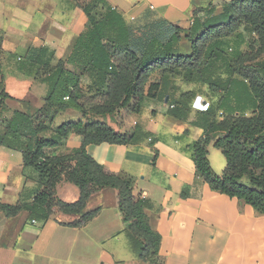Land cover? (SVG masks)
Listing matches in <instances>:
<instances>
[{
    "label": "crops",
    "instance_id": "1",
    "mask_svg": "<svg viewBox=\"0 0 264 264\" xmlns=\"http://www.w3.org/2000/svg\"><path fill=\"white\" fill-rule=\"evenodd\" d=\"M106 1L130 25L164 19L189 29L195 17L203 21L219 15L230 0ZM82 2L0 0V91L4 88L11 96L6 100L11 110L34 113L45 105L49 84L18 65L30 49L42 46L54 53L52 64L67 59L77 37L89 27ZM227 38H222L224 45ZM179 48L182 53L191 51L186 39ZM149 82L160 83L156 96H148L147 85L137 107L123 110L119 123L115 121L118 116L109 120L122 133L139 129L140 140L89 144L88 153L107 170L135 178L134 193L146 198L150 224L162 236L163 264H264V215L244 201L213 190L196 170L194 145L211 122L223 119L218 107L223 92H212L207 84L185 81L162 69L153 71ZM201 101L209 104L208 110L199 108ZM252 111L253 107L245 113ZM78 117L76 109H63L42 135L52 137L54 127ZM3 130L0 125V134ZM82 142L81 135L70 133L49 150L68 153ZM214 143L208 146L209 159L220 174L227 159ZM41 187L39 172L24 163L22 151L1 145L0 203L31 202ZM57 195L75 202L80 189L62 181ZM97 208V215L80 227L68 224L79 214L56 212L47 220H36L27 210L15 216L1 212L0 264H150L139 257L126 230L118 191L107 187L93 193L85 211Z\"/></svg>",
    "mask_w": 264,
    "mask_h": 264
},
{
    "label": "trees",
    "instance_id": "2",
    "mask_svg": "<svg viewBox=\"0 0 264 264\" xmlns=\"http://www.w3.org/2000/svg\"><path fill=\"white\" fill-rule=\"evenodd\" d=\"M80 6L89 18V27L77 37L67 59L52 64L54 53L42 46L30 49L18 65L21 71L49 84L45 105L34 113L11 110L6 104L11 96L4 88L0 91V125L4 128L0 146L22 151L24 163L39 172L42 185L31 202H1L0 213L15 216L27 210L36 220H47L56 212L79 214L68 224L80 227L99 211H85L92 194L112 187L118 191L119 209L139 257L150 264H163L162 236L150 224L146 198L134 193L135 178L107 170L86 148L140 140L139 129L122 133L109 120L120 110L137 107L147 85L148 96H156L160 83H150V75L162 69L185 81L207 84L212 92H223L218 106L223 119L211 122L194 145L197 174L213 190L244 201L264 215V66L257 65L249 53L234 51L230 57L222 41L245 24L253 28L264 49V0H230L219 15L203 21L195 17L189 29L164 19L130 25L106 0H83ZM182 39L190 43L187 54L180 51ZM1 75L3 81L2 70ZM66 108L76 109L79 117L54 127L52 137L42 135ZM70 133L82 136L80 147L60 154L49 150ZM212 140L227 159L220 174L209 159ZM62 181L79 187L77 201L69 203L58 197L57 186Z\"/></svg>",
    "mask_w": 264,
    "mask_h": 264
},
{
    "label": "rangeland",
    "instance_id": "3",
    "mask_svg": "<svg viewBox=\"0 0 264 264\" xmlns=\"http://www.w3.org/2000/svg\"><path fill=\"white\" fill-rule=\"evenodd\" d=\"M85 1V0H84ZM102 7V6H100ZM101 9V8H99ZM98 13H102V10H99ZM228 42H225L227 51L229 56L232 57L234 55V51L240 53H249L250 56L255 57V63L259 66H264V49H260L261 44L259 38L256 33H254L253 28L250 25L242 24L237 32L234 35L227 38ZM4 73V72H3ZM5 75V74H4ZM123 110H120L118 116L116 118V122L122 120V113ZM125 110L124 112H126ZM115 119V117H113ZM112 120V119H110ZM218 153L221 155V152L218 150Z\"/></svg>",
    "mask_w": 264,
    "mask_h": 264
},
{
    "label": "built area",
    "instance_id": "4",
    "mask_svg": "<svg viewBox=\"0 0 264 264\" xmlns=\"http://www.w3.org/2000/svg\"><path fill=\"white\" fill-rule=\"evenodd\" d=\"M65 98L67 99L68 96H66ZM199 108H201L202 110H208L209 109V104L208 103H203L201 101V106H199ZM33 222H36V220H33Z\"/></svg>",
    "mask_w": 264,
    "mask_h": 264
}]
</instances>
